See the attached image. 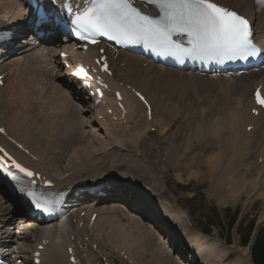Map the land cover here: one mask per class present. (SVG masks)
Wrapping results in <instances>:
<instances>
[{"label": "bare ground", "instance_id": "obj_1", "mask_svg": "<svg viewBox=\"0 0 264 264\" xmlns=\"http://www.w3.org/2000/svg\"><path fill=\"white\" fill-rule=\"evenodd\" d=\"M219 2L229 6H233L235 9L243 11V13L253 18L256 26V37H258V39L262 41V43L264 44V9L258 10L254 8L253 5L256 4L255 0H219ZM19 6L20 3L17 0H0V13L1 12L4 13L3 15H0V21L5 23L17 22L20 19L19 15L16 13V11L19 9ZM94 54H96L95 51L91 49L88 53H85L82 57L72 56L70 57V59L71 61H78L81 60L82 58L83 59L91 58L90 55H94ZM104 54L107 56V60L111 69V76H106L110 88L109 91H113L114 89H119L121 91L122 94L121 103L123 105L122 109L116 107L115 102L111 97V93L109 91H106L107 93L106 99L97 107H93L91 102H89V100L87 99V97L73 90V82L64 79L63 76L60 74H57L53 79L51 80L48 79L46 81L41 79L39 73L35 74L34 79L31 80H24L19 78H15L12 80L11 78L14 76V73L13 71H11L9 77L6 79L3 86L0 87V97H1L0 106L2 107L3 110V119H0V124L5 129V133L7 135H10L11 137L22 140L23 143L27 147H29L32 152L37 153L46 162H50L52 164H54L55 162L63 163L64 161L62 157L63 154H56L53 152H49L48 149H45L46 147L43 149H40L39 147L47 146V145L49 146V144L60 146L61 144L58 143L61 142H65V143L68 142V143H72L73 145H76L75 142H70V141H75V140L81 141V139L83 138L82 135L85 133V131H83L82 128L86 126L87 123L88 126L94 127L91 128L92 135L102 137V134H104L105 137L102 138H104L105 140L107 139V143L111 141L106 136V133L111 137V139L113 140L115 139V142H119L122 139H124V136L123 137L121 136L124 135L125 130L129 129V126H132L134 132L138 131L137 129L140 127L141 131H139L134 136V137H140L141 135H143L145 129L146 128L148 129L150 127V124H148V122H146L145 120V108L133 96L129 88H135L136 90L140 91L145 96L147 101L150 102L149 104H151L152 106L151 125L158 126V123L160 124L162 123L163 126L162 129L165 130L166 127H164V122H163L164 114L161 112L158 113V110L160 111L163 108V104H162L163 102L161 99L164 97L160 95L157 96L156 98V96L153 95L150 91H148V89L151 88V85H155L158 86L159 91H161L164 89L165 86L176 81L180 74H185L188 77L190 76L194 77V76L189 74L190 72L189 73L179 72L173 68L163 67L155 64H150L147 67H141L142 62H146V59L144 57L125 51H115L109 46L105 47ZM97 55L100 56L99 54ZM138 60H140L141 66L138 65ZM191 77H190V81L192 80L191 81L193 82L192 84L201 85L199 84L200 82L199 79L197 78L191 79ZM181 78H185V77L182 76ZM219 78H221L222 81L229 86V96L227 95L228 91L226 90L227 91L226 98L228 99L227 102H225V96H224L225 90L223 91L220 90L223 88L217 85L218 83L214 80V78L208 77L205 78V80H210L211 83L209 84H213L214 85L213 87H215L221 93V98L224 106L227 105V103H229L230 106L229 112L232 114V116L230 117V124H231L230 126L232 130V134L238 135L239 132L242 130V128L246 127L247 125H252L253 128L250 135H253L255 133L254 135L256 136L257 134L259 137V140L256 141L255 145L254 144L249 145L247 141L244 140L243 142H238L236 138H234L233 141H231V139H228L227 136H225V139L227 138L226 139L227 141L223 140L224 137L221 139V141H226V148L228 145H235L239 147V150H242V147L247 145V147L251 150V156L253 157L254 155H257V153L256 154L253 153V148L257 146L258 142H261V144L264 142L260 140L261 133H259L262 131V126L264 125V122L260 119L261 116L255 117L251 114L250 110L252 107L249 108L245 107L243 109L235 111L233 105L235 104V102L233 103L229 100H233L234 97L238 93H240L239 96H243V100L240 101V102H244L243 105L252 103L251 99H249L248 96L252 92L254 86L260 84L261 89L264 91V67L257 71H250L246 74L232 73L231 75H222V77ZM47 81L49 82L50 91H51V93L49 94L47 93L48 90H46V85H45ZM209 88H211V85H209ZM154 90L157 91L158 89L156 88ZM198 90H200V88H198ZM156 94L159 93L156 92ZM107 109H111L112 113L106 114L105 111ZM87 111L91 112V114H89L90 117L88 119H85L84 112ZM164 113H166V111ZM98 114L101 115L100 120L97 118ZM167 114L170 113L168 112ZM166 116L169 117L168 115ZM225 118L224 120L226 121L227 117ZM117 119H122V121L121 122L116 121ZM224 120L222 121L224 122ZM232 122H235L236 124H233ZM143 123H146V125H144ZM227 124L225 123V125ZM33 131L34 134L37 135V141H35L31 137V132ZM52 131L54 132V136H55L54 140L52 136L53 134L51 135ZM228 131L229 130L224 129V132H228ZM216 135H214L213 137H215ZM162 136L164 137V139L166 137L168 140H170L169 134L167 136L160 135V138ZM118 137L119 138L121 137V139H119ZM127 139L125 136V139L123 141H126ZM142 139L137 138L136 140L143 142ZM130 141L132 140H129L128 143H126L124 146H126L127 144L129 145ZM89 142L90 141L87 140L77 145L78 146L84 145L86 147V144H88ZM4 144L9 147H12V145L7 140ZM35 144H38V146L34 147ZM106 144H104V146ZM109 144L117 147L115 144L108 143V145ZM78 148L79 147H76V151L71 156L70 161L66 163V166L69 167L67 169L72 170V173L70 175L66 174L68 178L71 177V180H66L65 183L67 184L70 183L77 184L78 182H83L84 177H87L85 180L87 182L97 181L105 177L109 179H115L113 178L112 173H114V171L120 170L119 167H121L122 169L125 168L124 171L140 174V172L138 173V170L141 169L140 165L136 164L137 169H134L135 164L131 167H128L127 165L122 167L120 164H116L115 162L112 161V159L108 155L101 153V151L104 150L103 146L99 149L93 147V150L92 151L90 150L91 151L90 157L96 159L90 162H82L81 159H78L79 157L78 158L76 157L78 155ZM226 148L224 149L225 151ZM186 149L187 147L184 148L185 152ZM124 150L125 149H122V151ZM15 151L21 157H24V154L22 152L18 150ZM97 151L100 152L101 154L96 155ZM225 151H224V155H225ZM136 152H137V148H136ZM166 152L168 153L167 150ZM217 152H218V148H216L215 150L212 149V151L210 152L212 153L211 155L212 157L211 156L210 157L215 160L216 167L219 166L223 160V158L219 155L220 153L218 154ZM62 153H64V147ZM82 154L89 157V154H87L86 152ZM145 156H147V154H145ZM257 156L256 158L254 157L256 161L258 160ZM90 159H86V160H90ZM77 161L79 162L81 161V163ZM96 161L100 165L96 163ZM73 162H77V163L71 164ZM227 162H228L227 164L225 165L221 164L220 166L223 165V167L221 168H223V171L225 173L228 174V172H230V174L233 175V173L235 172V167L238 166V162L233 157H230V159ZM240 163L242 164V162ZM39 165L48 168H53L51 165L48 164L46 165L39 164ZM252 165L254 164L252 163L249 164L246 162V164H244V167L241 165L238 166L237 168L238 172L241 174V180L239 181L238 184H241L240 186H248L247 189L245 187L246 191L245 193L244 192L243 193L249 200H251L252 197L254 196V192L251 187L254 184V179L252 181H250L251 178L246 180L245 176H249L252 171H255L257 169V167L254 168ZM241 167L245 170V172L242 169H240ZM144 168L146 171H148L146 167ZM144 174L145 177H147L146 175H148L149 172H146ZM132 175L133 174H124L122 172V176H130L129 178H125V179H129L130 183L131 181H134L136 179L135 177H138L140 179V176H132ZM142 178H144V176ZM77 179L80 180L76 182ZM152 179L156 180L155 178ZM145 180L148 185L150 184V186L148 187L152 190L151 192H149L152 195V202H151L152 207H150V209L154 211L155 207H157V210L158 208H160L163 211V216L167 220L169 218L170 220L169 225L172 228H177L178 230L180 229L182 231L184 222H182L177 215H174L173 213H172L173 215L170 214L164 207L165 206L164 204H162V207H159V205L157 204L155 200L156 196L154 193H157L156 190L158 189V186L153 187V183H154L153 181H152L153 183H151L149 179H145ZM242 181L244 182L241 183ZM213 182L214 181L211 182V186ZM215 185L222 186V182L215 181ZM126 186L128 185L126 184ZM105 188L106 189L108 188L107 190L108 194L115 190V187L113 186L112 182H109V186L108 187L105 186ZM0 189H1V185H0ZM120 191L122 192V194H120L121 198L123 199V201L125 200L124 201L125 205H127L128 202V205L131 208L125 206L127 210L126 211L125 209H123L121 205L119 204L115 205L112 204V202H109L107 206L104 208V211L106 213L113 212L114 215L117 217V221H123L124 225H121V223L114 224L110 220L111 218L107 219L103 215L102 218L101 215L99 214V217L97 218L96 221L98 225L94 230L88 231L87 226H85L84 228L81 229L80 232L78 228H74V229L72 228L71 221L73 218V213L71 212L68 215V221H69V226H71L70 227L71 230L69 233L65 235L66 237H68L67 244L66 245L58 244L60 242L59 239L55 240L56 245H53V242L51 240H50L51 241L50 244L49 243L45 244L44 247L45 250L50 251L49 254H47L46 258L44 259L45 264H68L66 246L72 244L70 241L71 240L70 236L74 235V237L77 238V236L80 235L81 233L82 236L89 235L92 241L102 238L107 245L106 248L110 252L119 249L120 251L124 250L123 253H126L128 257H130L132 260H134V262H136V264H196L192 261L186 263L181 259H178L171 252L164 250V247H162V245L158 243L160 239L164 240L162 244L167 243V241L164 237L162 238V234L158 230H156V227L154 226L153 223L152 224L150 223V220L146 221L141 219V216L145 214L143 207L133 203V199L139 201V203L140 201H144L146 203L147 201L146 197L140 198L136 193L132 192L127 188ZM128 193H133L134 195L129 196ZM160 194L161 193H159V196ZM7 198L8 196H4L3 193H0V226H1L0 228L2 229L1 234H3L6 237H10L11 235L13 237L15 234L14 230L19 227V224H16L14 222L16 220L11 218L10 213H12L13 215L22 216L23 211L17 206H14L12 203H10L9 200H6ZM106 200L107 198L104 199V201ZM98 201L99 199H93L88 202L87 201L83 202L84 206L81 207V209H79L77 212L80 215V212L84 211V214L88 215V219H89L90 214L92 212H95V207ZM4 204L7 207L3 206ZM149 205L150 204H147V207ZM132 208H134L135 210L132 211L131 210ZM137 210L140 211L141 214L140 217L134 216L136 214L138 215ZM20 219H22V217H20ZM78 221L79 222L81 221L80 217H78ZM2 222H5V226L4 224H2ZM88 222L89 220L87 221L86 224H88ZM140 222L143 226L144 225L150 226L147 227L149 228V230L152 228V225L153 228L155 229L151 234L146 233L148 234L149 239L152 241V246L148 249L145 248L146 246L145 232L147 231L140 224ZM45 226L46 228L37 224H28L25 227L28 228L31 232L26 230L23 232L21 231L23 235V239L28 241L26 237L48 235V234H51L53 236H58V235L60 236L61 232L54 225L45 224ZM142 229L144 230V232H142L143 235L140 232V230L142 231ZM186 240L188 241V243L191 242L190 244L191 251H194L195 253L199 254V261L201 264H249V260H250L249 247L240 246L236 241H233L232 243L229 244H225V242H220V240L217 238V235H215L214 237H210L204 234L194 233L193 231L186 233ZM18 244L20 246L19 248H22L23 251L26 250V248L22 247L20 243ZM87 244L89 245V242H87ZM28 248H31V245H28ZM61 249H63L62 254H60ZM42 254L43 252L41 253V255ZM24 258L27 257L24 256ZM84 260H85L84 258L78 256V264H89L86 261L84 262Z\"/></svg>", "mask_w": 264, "mask_h": 264}, {"label": "rangeland", "instance_id": "obj_2", "mask_svg": "<svg viewBox=\"0 0 264 264\" xmlns=\"http://www.w3.org/2000/svg\"><path fill=\"white\" fill-rule=\"evenodd\" d=\"M140 63H141L140 60H138V65H140ZM180 75L176 81L165 86L166 88L164 87V89L161 91H159V87L155 85H151V88L148 89V91H150L153 95H155L156 98L157 96L160 95L164 97L161 99L163 102L162 103L163 110L162 109L160 111L158 110V113L161 112L164 114L163 122H164V127H166L165 130L162 129L163 127L162 123L161 124L158 123L159 127L158 126L156 127L157 129L158 128L160 129V130L158 129L159 134L157 132L150 131L151 133H148L143 137H141L142 136L141 135L140 138L134 136L139 131H141V128L139 127L137 129L138 131L134 132L132 126H129V129L125 130L124 135H122L121 137L124 136V139L125 136L126 139L128 137L129 138L132 137V138L131 139L128 138L126 141H123L124 139H122L121 141L123 142L121 141L115 142V139L114 140L111 139V137L105 132L106 136L111 141L110 142L111 144H115L117 147H123V149L125 150L122 151L121 149L117 150L112 148L109 149V151L102 150L101 153L102 154L104 153L108 155L110 158H113L114 160L112 161L115 162L116 164H120L122 167H124L125 165L131 167L135 164L134 169H137V165H140L141 169L138 170V173L140 172V174L130 173L127 171L125 172L128 174H133L132 176H140L141 180L143 179L142 177L144 176V178L149 179L151 183L154 182L153 187L158 186V189L156 190L157 191L156 194L158 195L159 193L161 194L158 198L159 200H156V202L161 207L162 204H164L165 206L164 205L163 206L170 214L173 213L174 215H177L180 218V220L184 222L182 231L180 229L177 230L178 234L184 236V240H186V236H185L186 233L193 231L194 233L204 234L210 237H214L215 235H217V238L220 240V242H225V244H229L227 241H225L226 238L228 241H230V243L236 241L240 245V241L242 239L240 238V234L238 231L239 225L241 223L252 222L254 227L251 233V239L249 240L250 243L253 238L252 235L256 234L259 229L264 228V142L261 144L260 147L257 144V146L253 148V153L255 154L257 153V155L262 154L263 156V161L258 162L259 163L258 167L255 164L256 161L255 158L257 155H254L252 157L251 150L247 147V145L242 147V150H239V147L235 145H228L226 148L227 138L225 139V136H227L228 139H231V141H233L234 138H236L238 142H243V140L244 141L248 140L247 143L249 145H252V143L258 141L259 137L257 134L256 136L250 135L252 130L247 135H245V137L242 138L240 137L243 135L241 134L242 131H240L238 135L232 134V130L230 126L231 125L230 117L232 116V114L229 112L230 110L229 103H227V105L225 106L223 105L221 93L215 87H213L214 86L213 84H209L211 83L210 80H205V78L208 77L202 78L199 76L198 77L190 76L191 79L197 78L200 81L199 84L201 85H194L192 84L193 82H191L192 80L190 81V77H188L185 74H180ZM182 76H184L185 78H181ZM219 80L217 79V81H219V83L217 82L218 83L217 85L219 87L221 84L223 85L222 87L223 89L220 90L222 91L227 90L228 91L227 95L229 96V86L225 82H223L221 78H219ZM209 85H211V88H209ZM156 88L158 89L157 91L154 90ZM198 88H200V90H198ZM156 92H158L159 94H156ZM251 93L248 96L249 99H251L252 97ZM239 95L240 93H238L233 100H229L233 103L235 102V104H233L235 111L243 109L245 107L248 108L252 107L253 103L243 105L244 102H240L243 100V96H239ZM227 101L228 99L225 96V102ZM165 111L166 113H164ZM168 112L170 114H167ZM185 112L188 113L186 114ZM223 113L224 115L227 116H224ZM84 114H85V119H87L89 117L88 116L89 114L87 112L86 113L84 112ZM165 114L168 115L169 117H167ZM225 117H227L226 121L224 120ZM0 119H3L2 110L0 112ZM260 119L264 122L262 116L260 117ZM222 120H224V122ZM225 123L228 124L225 125ZM143 124L146 125V123ZM159 124L161 125V127ZM246 127L242 129L244 130L246 129ZM263 127L264 125L262 126V128ZM82 129L83 131H85V133L82 135L83 138L81 139V141L75 140L70 142H75L76 145L81 144L83 143V141H87V140H89L90 142L86 144V147L84 145L79 146L78 155L76 157L77 158L79 157L78 159H81L82 162H90L92 160H96L90 157V152H91L90 150H93V147H96L97 149L101 148L106 143V140L102 138L105 137V135L102 134V137L92 135L91 128L90 126H88V123ZM224 129L229 131L224 132ZM168 134L170 140H168L166 137L165 139H163L164 137L162 136L160 142L159 135L167 136ZM51 135L53 136V140H54L55 136L53 131ZM214 135L216 136L213 137ZM31 137L35 141H37V135L34 134V131L31 132ZM121 137L118 138L121 139ZM249 137L251 141L249 140ZM137 138L140 139L144 138L142 139L143 142L136 140ZM222 138L223 140L226 141H221ZM129 140H132L129 142V145L127 144L126 146H124L126 143H128ZM260 140H262V135H260ZM63 143L65 142L58 143L61 144L60 146L49 144V146L47 145V146L39 147L40 149L46 147L45 149H48L49 152H53L56 154H63L62 156L64 160L63 163L57 162L58 164H56V167H58V165H66V163H68L71 159V157L69 158V156L72 155L76 149V145H73L72 143H68V142L65 144ZM37 146L38 144H35L34 147ZM63 147H64V153H62ZM105 147L106 145L104 146V148ZM185 147H187L186 152L184 150ZM136 148H137V152H136ZM216 148H218L217 153L218 154L220 153L219 155L223 158L221 163L223 165L228 163L227 161L230 159V157H233L238 162V166L242 165L244 167V164H246L247 162L249 164L251 163L254 164L252 165L254 168L257 167V169L255 171H252L249 176H245L246 180L251 178L250 181H252L254 179V184L251 186L254 192V196L252 197L251 200H249L244 194L248 186H240L241 184H238L239 181L241 180V174L238 172L237 165H236L237 167H235V172L233 173V175H231L230 172H228V174L225 173L223 171V168H221L223 167V165L220 166L221 165L220 164L217 167L215 166V160L211 158L212 153L210 152L212 151V149L215 150ZM225 148L226 151L224 150ZM166 150H168V153L166 152ZM224 151H225V155H224ZM79 152L81 153L82 156L80 155ZM84 152L89 154V157L91 159L88 156L82 154ZM96 153H98V151ZM145 154H147V156H145ZM257 157L259 160V156ZM86 159H90V160H86ZM81 161L80 162L77 161V162L81 163ZM239 161L242 162V164ZM77 162H73L71 164ZM96 163L98 162L96 161ZM144 167H146L148 171H146ZM124 169L125 168L123 169L121 168V170H117V171L124 172ZM240 169H242L245 172V170L242 167ZM146 172H149L150 176L148 174L146 175L147 177H145L144 173ZM177 176L179 179L177 178ZM151 177L155 178L156 180H153ZM212 181L214 182L211 186ZM215 181H221L222 186H216ZM243 182L244 181H242L241 183ZM112 202H117L116 205L119 204V201H112ZM235 212L237 213V218L235 220L233 227L230 229L228 228L227 222L228 219ZM105 218L110 219L111 217L105 216ZM24 225L25 223L20 225V227H24ZM140 232L143 235L142 232H144V230L142 229V231L140 230ZM146 233L148 232H145V237H146L145 248L148 249L152 246V241L148 237L149 233L148 234ZM147 239H149L150 241ZM18 240L19 238L16 239V241ZM32 243L33 244L35 243V236L30 237L29 240L27 241V245H32ZM62 253H63V249H61L60 251V254ZM82 253L83 252H81L79 255L81 256ZM86 255L85 258L87 257ZM91 255L95 256V253ZM249 259H250L249 264H253L250 255H249ZM96 264H119V262L114 258H107L102 255L100 259L98 258Z\"/></svg>", "mask_w": 264, "mask_h": 264}, {"label": "snow or ice", "instance_id": "obj_3", "mask_svg": "<svg viewBox=\"0 0 264 264\" xmlns=\"http://www.w3.org/2000/svg\"><path fill=\"white\" fill-rule=\"evenodd\" d=\"M140 2L154 6L155 12L146 14L137 6V0H82L83 6L75 8L71 0H62L60 13L67 17L65 22L70 21L81 38L90 40L93 44L96 42L95 37L103 36L117 44L142 45L154 54L173 56L178 60L190 57L217 62L247 59L261 51L254 43L251 22L236 10L221 5L219 0ZM36 14L40 22H50L39 0ZM185 40L187 46L184 44ZM102 60L103 57H100L97 63L100 64ZM101 70L109 71L106 62L102 64ZM73 75L86 81L89 71L81 65ZM103 87L106 88L107 85ZM135 95L144 104H148L141 92L136 91ZM255 96L256 103L264 106V97L259 89ZM116 97L120 99L121 94L117 92ZM4 131L0 128V133ZM0 163L16 170L11 172L12 180L16 181L15 188L29 199L32 206L44 213L55 210L56 201L45 193L38 194L32 187L38 183L35 178L40 176L39 172L23 166L4 147H0ZM17 172L27 178L26 183L19 182ZM43 183L50 185L51 182L44 180Z\"/></svg>", "mask_w": 264, "mask_h": 264}, {"label": "trees", "instance_id": "obj_4", "mask_svg": "<svg viewBox=\"0 0 264 264\" xmlns=\"http://www.w3.org/2000/svg\"><path fill=\"white\" fill-rule=\"evenodd\" d=\"M234 222H235V217L229 220L228 226L232 227ZM253 227L254 226L252 222L246 224L241 223L239 225L238 231L240 234V238L242 239L241 244L243 246L248 244ZM251 259L253 264H264V228L259 229L258 232L256 233L255 239L251 247Z\"/></svg>", "mask_w": 264, "mask_h": 264}]
</instances>
